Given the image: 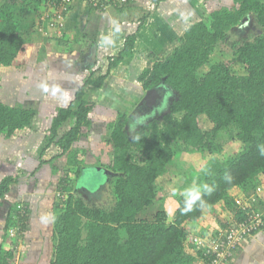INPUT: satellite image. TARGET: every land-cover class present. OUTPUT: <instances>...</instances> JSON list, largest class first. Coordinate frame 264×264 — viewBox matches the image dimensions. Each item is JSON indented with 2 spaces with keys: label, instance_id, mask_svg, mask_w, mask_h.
<instances>
[{
  "label": "trees",
  "instance_id": "16d2710c",
  "mask_svg": "<svg viewBox=\"0 0 264 264\" xmlns=\"http://www.w3.org/2000/svg\"><path fill=\"white\" fill-rule=\"evenodd\" d=\"M218 1H222L220 6L189 25L178 45L138 77L144 92L162 86L173 97L161 119L129 132L128 111H118L101 127L104 134L90 119L93 104L88 90L100 89L110 70L131 54L134 36L126 39L119 55L107 59L103 74L96 76L91 71L70 105L57 111L46 144L38 152V168L66 156L75 165L70 169V186H77L85 162L83 150H76L74 144L82 138L91 145L104 143L109 158L96 168L108 173L85 178L96 195L105 191L108 206L87 203L76 189L67 188L69 176L61 179L63 197L53 219L49 264H194L195 259L209 264L214 259L206 248L189 242L184 225L221 207L233 210L229 192L242 189L249 195L264 179V156L260 154L264 146V0ZM51 2L0 0V67H10L33 36L46 38L53 32L44 19ZM246 17L252 28L242 23ZM234 33L236 39L231 38ZM220 44L227 47L230 60L211 63L210 56ZM235 66L243 68V73H235ZM34 117L32 109L0 101V136L10 139L27 131ZM201 122L209 126L202 128ZM54 144L59 152L45 159L46 150ZM197 150L212 159L202 179L213 191L202 194L206 207L195 205L186 213L181 211L183 197L178 199L174 220L168 224L164 212L152 213L158 201L156 181L178 153ZM227 151L232 152L224 157ZM16 182L15 176L0 181V200ZM257 200L262 209L253 205L252 210L264 215V200ZM21 207H15L13 223L9 219L7 227L24 231L28 211ZM236 208L233 222L223 224L225 231L247 218L248 210ZM225 231L217 230L213 237ZM0 257V264H5L11 253L0 250Z\"/></svg>",
  "mask_w": 264,
  "mask_h": 264
},
{
  "label": "crops",
  "instance_id": "0c3cea01",
  "mask_svg": "<svg viewBox=\"0 0 264 264\" xmlns=\"http://www.w3.org/2000/svg\"><path fill=\"white\" fill-rule=\"evenodd\" d=\"M216 1L218 6L222 4V1ZM200 2L134 0L127 6L111 8L106 12H96L80 2H74L66 15L61 35L55 32L48 33L46 38L35 35L24 45L23 51L32 48V45L39 48V53L43 51L48 67L45 65L44 74L36 76L34 82L29 78L20 81L15 103L1 101L12 107L20 104L35 112L27 131L10 139L0 136V181L7 176L17 179L0 200V250L3 253H9L11 245L16 243L15 238L8 234L11 227H7L8 221L12 219L15 207L24 205L28 219L21 239L23 254L18 264H49L50 261L54 219L51 220V217L55 200L43 183L38 182V176L52 162L38 168L41 160L38 141L44 133L39 127L29 131L38 124L39 111L35 105L48 110L54 107L48 115L49 123L45 128L48 131L57 111L68 107L74 100L76 91L88 76L86 72L92 70L97 73L94 69L106 61L105 72L107 59L119 55L126 39L134 36L131 54L110 70L100 89L88 90L89 97L94 101L90 119L104 134L101 127L114 119L118 111L125 110L130 114L133 106L142 100L146 91L138 82L140 73L155 61L162 60L178 45L180 36L192 24L190 22L187 26L186 20L197 16L196 6ZM202 13L209 14L205 9ZM85 60L90 65L89 69L84 67ZM17 163L21 165L15 173L13 169ZM48 222L51 232L47 229ZM9 260L10 257L6 258L5 264ZM227 264H264V229L240 243Z\"/></svg>",
  "mask_w": 264,
  "mask_h": 264
},
{
  "label": "rangeland",
  "instance_id": "374dc122",
  "mask_svg": "<svg viewBox=\"0 0 264 264\" xmlns=\"http://www.w3.org/2000/svg\"><path fill=\"white\" fill-rule=\"evenodd\" d=\"M216 4V5H215ZM220 4V3H219ZM203 6V7H202ZM215 6H218L216 0L204 1L201 0L200 3L197 4L196 15L186 20L187 26L188 23H195L204 19L205 15L202 13L204 9L209 13L211 9H215ZM204 8V9H203ZM250 21V19H248ZM193 21V22H192ZM245 28H252L251 23L247 21L244 23ZM182 29V28H181ZM250 31H252L250 29ZM34 37V36H33ZM32 37V38H33ZM238 37L237 33L231 35V38L236 39ZM58 38V37H57ZM27 44H25L26 46ZM24 50V49H23ZM20 51L16 60L10 67H0V101L6 103H15V97L17 91L19 89L20 81L25 79H30L32 82L35 81L36 76L43 75L47 65V59L43 54L38 52L39 48L35 45H32V48L28 47L25 51ZM164 57V56H163ZM138 58V57H137ZM163 59V58H162ZM230 54L227 50V47L219 45V48L214 51V53L210 56V62L214 63L217 61H229ZM106 62V61H105ZM105 62L96 67L97 73L103 74ZM84 67L89 69L90 65L87 64V60L84 61ZM48 67V65H47ZM26 69V70H25ZM234 72L237 74L243 73V68L239 66L233 67ZM89 72H86L89 75ZM84 72V75H86ZM86 75V76H87ZM155 97L153 98L154 103L151 105H137L133 106L131 113L129 114L128 122L126 128L129 132H133L143 123L153 120L154 118L161 119L162 116L166 113L168 104L171 102L173 98L170 93L165 91L162 86L157 87L155 90ZM146 93V92H145ZM89 102L93 104V99L89 97ZM37 110L39 111L37 115L38 124L33 126L29 131H34V129H42V134L39 141L38 147L39 151L44 148L46 144L45 136L48 134V131L45 128L48 126L49 117L48 115L52 113V107L50 110L41 109L42 107H38L35 105ZM41 109V110H40ZM37 122V120H36ZM201 127H208L209 125L200 123ZM67 126L65 125L64 128ZM64 130V129H63ZM62 132L60 131V134ZM96 141V138H93ZM93 141V142H94ZM76 150H83V160L85 162V167L83 168L82 176L77 181V186L73 184L70 186V173L72 167L75 165L71 164L72 159H68V157L60 158L49 164L47 167L43 168L42 175L38 176V182L41 181L43 185L47 188V191L53 197L54 207H52V218H54L57 213H59L57 209V204L60 199L63 197V193L61 192L60 182L64 177H68L67 188H71L78 191L79 196L84 199L87 203H96L101 206H108V196L105 194V191L96 195V190H91L93 185L88 183V180L85 178L87 174H97L102 175V173H97L91 170L100 164H104L108 161V151L109 148L105 147L104 143H100L97 145H91L89 141L82 138L80 142L74 145ZM59 152V148L56 144L51 145L45 153V159L53 158ZM229 152L227 151L224 157H227ZM108 153V154H107ZM39 155V154H38ZM138 158V156H136ZM222 159V158H221ZM212 162L210 156L204 151H194L190 153L180 152L178 153L174 161L168 167L167 172L160 176L156 181V190L158 195V201L154 204L152 208V213L156 210L165 213V222L172 223L174 220L175 212L178 207L177 200L182 198L181 192L189 187H194L198 185H203L202 176L208 167V165ZM21 163H17L14 166V171L18 170ZM12 168V167H11ZM14 173V174H15ZM73 177V174H71ZM90 189L91 191H87ZM176 190V194L173 195V190ZM66 195V192H64ZM89 194V195H87ZM257 197L259 200H264V183L260 182L255 186V190L251 194H246L245 190L235 189L229 192V197L233 201L234 205L232 206L233 210L219 208L214 213L210 215H206L204 218L200 219L196 223L185 224L184 230L187 234V238L189 242H194L196 246L199 247H207L211 238L214 234H216L217 230L225 231L223 224L229 225L233 222V213H237V208L235 205V201H246L250 197ZM259 203L256 204V208H258ZM262 205V204H261ZM263 206V205H262ZM234 207V208H233ZM262 209V207H260ZM258 208V209H260ZM264 211V206H263ZM52 223V222H51ZM51 232V224L48 222V228ZM49 251H47V254ZM192 253V252H191ZM194 264H202L201 260L195 259Z\"/></svg>",
  "mask_w": 264,
  "mask_h": 264
},
{
  "label": "built area",
  "instance_id": "2783aa9c",
  "mask_svg": "<svg viewBox=\"0 0 264 264\" xmlns=\"http://www.w3.org/2000/svg\"><path fill=\"white\" fill-rule=\"evenodd\" d=\"M133 1L134 0H52L51 8L44 14V19H47V27L49 30L61 35L65 27L66 15L74 2H80L85 7L96 12H106L111 8L127 6ZM262 182L264 183V179ZM257 199L258 198L255 196L250 197L246 201H235L238 209L248 210L247 218L244 221L234 224L223 234L212 237L208 246L203 247L206 248L207 255H214V259L209 264H227L233 257L240 243L264 229V215L259 211L252 210L253 205L256 208L255 204L258 202ZM20 208L23 209L21 206ZM8 234L10 237L15 238L16 243L12 244L9 249L11 257L7 264H18L23 254V250H21V239L24 231H20L17 228H10Z\"/></svg>",
  "mask_w": 264,
  "mask_h": 264
},
{
  "label": "clouds",
  "instance_id": "9594fccd",
  "mask_svg": "<svg viewBox=\"0 0 264 264\" xmlns=\"http://www.w3.org/2000/svg\"><path fill=\"white\" fill-rule=\"evenodd\" d=\"M260 154L264 156V146L260 147ZM226 180L230 181L231 177L226 176ZM213 188L208 184L198 185L184 189L180 194L184 200V206L181 209L182 212H190L193 210V206L198 205L203 208L206 207L205 201L202 199V194H210ZM176 194V190H173V195Z\"/></svg>",
  "mask_w": 264,
  "mask_h": 264
},
{
  "label": "water",
  "instance_id": "95a60500",
  "mask_svg": "<svg viewBox=\"0 0 264 264\" xmlns=\"http://www.w3.org/2000/svg\"><path fill=\"white\" fill-rule=\"evenodd\" d=\"M247 21H248V18L246 17V18H244V20H243V24L244 23H247ZM241 23V24H242ZM154 90L155 89H152V90H148V91H146V93H145V95H144V97L142 98V100L138 103V105L140 106V105H151V104H153L154 103V101H153V98L155 97V92H154ZM91 170H93L94 172H97V173H102L103 175H106L107 173H108V171L107 170H105V169H102V168H92Z\"/></svg>",
  "mask_w": 264,
  "mask_h": 264
}]
</instances>
